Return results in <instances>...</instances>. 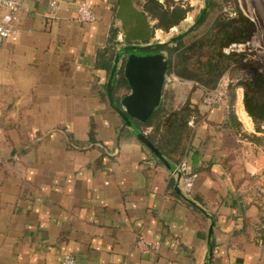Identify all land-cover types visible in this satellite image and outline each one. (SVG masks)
<instances>
[{
  "label": "crops",
  "instance_id": "obj_1",
  "mask_svg": "<svg viewBox=\"0 0 264 264\" xmlns=\"http://www.w3.org/2000/svg\"><path fill=\"white\" fill-rule=\"evenodd\" d=\"M22 2L19 37L0 48V264H264V148L242 88L234 125L223 100L166 75L160 114L198 109L179 162L163 155L197 173L186 194L105 93L121 47L163 41L144 0ZM79 2L94 22H78ZM123 59L115 102L130 91ZM140 234L157 249L137 247Z\"/></svg>",
  "mask_w": 264,
  "mask_h": 264
},
{
  "label": "trees",
  "instance_id": "obj_2",
  "mask_svg": "<svg viewBox=\"0 0 264 264\" xmlns=\"http://www.w3.org/2000/svg\"><path fill=\"white\" fill-rule=\"evenodd\" d=\"M234 8L235 17L219 18L207 32L188 44L164 45L155 50L166 51L168 60L167 74H174L179 79L193 81L198 87L213 89L227 67L234 63L237 68L247 67L244 62V52H225L232 43H248L255 32L254 22L243 15L236 0H230ZM159 0H144L142 7L145 12L156 20V28L169 31L182 21L189 7H183L181 0L166 4ZM222 17V16H220ZM158 31V30H157ZM159 33V31H158ZM122 76L118 84L125 83ZM243 88V104L246 113L251 117L257 133L251 140L264 147V74L258 70H251L246 77L230 86L227 105L228 119L232 124L239 125L234 112L235 88ZM198 116V109L189 100L178 109L160 114L159 107L152 118L145 123L136 122L142 131L150 127L146 134L148 139L173 162H179L182 157L191 127L188 121Z\"/></svg>",
  "mask_w": 264,
  "mask_h": 264
},
{
  "label": "water",
  "instance_id": "obj_3",
  "mask_svg": "<svg viewBox=\"0 0 264 264\" xmlns=\"http://www.w3.org/2000/svg\"><path fill=\"white\" fill-rule=\"evenodd\" d=\"M213 0H208L207 4L195 21L183 32L171 37L167 41L156 42L145 45L127 44L121 47L113 61L106 83L105 93L112 109L119 115L122 121V129L127 127L133 136L144 145L155 157L159 159L168 169L176 171V167L164 158L162 152L138 129L136 122L145 123L150 120L160 106L162 91L168 70V60L164 53L155 50L164 45H171L190 34L203 21L207 10L212 5ZM123 56V77L128 94L122 95L118 102L113 97V81L118 70L120 57ZM180 173L177 174V181ZM178 185V184H177ZM177 192L182 196L181 189L177 186ZM209 235H212V224L209 228Z\"/></svg>",
  "mask_w": 264,
  "mask_h": 264
},
{
  "label": "rangeland",
  "instance_id": "obj_4",
  "mask_svg": "<svg viewBox=\"0 0 264 264\" xmlns=\"http://www.w3.org/2000/svg\"><path fill=\"white\" fill-rule=\"evenodd\" d=\"M160 2H165V0H159ZM172 1L178 0H167L166 4H172ZM183 7H189V11L186 13L185 18L179 22L175 27L171 28L169 31H165L163 41H167L171 37L185 31L196 19L202 8L207 4L208 0H181ZM237 5L243 15L251 19L255 24V32L251 40L245 44L232 43V50L229 46L225 49V52H244V62L247 63L245 68H237V66L232 63L230 64L226 71L223 73L222 77L219 79L217 85L213 88H217L219 84H223L225 87V96L223 101L227 103L230 95V86L236 84L238 81L243 80L246 77V73L251 70H258L264 74V0H236ZM230 0H213L212 5L207 10L203 21L198 27H196L190 34L181 39L179 43L188 44L191 41L198 38L200 35L207 32L212 26L218 21L219 18L224 17H235L234 8L232 7ZM222 16V17H220ZM161 41V40H160ZM175 45V43L171 44ZM229 49V50H228ZM166 56V51H162ZM168 76H175L174 74H167ZM176 77V76H175ZM176 83L180 86H184L183 79L176 77ZM189 81V80H188ZM193 82V81H192ZM194 83V82H193ZM195 84V83H194ZM196 87H198L195 84ZM203 89V96L205 93L213 89H208L201 87ZM242 87L235 88V98L236 90ZM243 90V88H242ZM259 135H262L259 133ZM264 148V147H263Z\"/></svg>",
  "mask_w": 264,
  "mask_h": 264
},
{
  "label": "built area",
  "instance_id": "obj_5",
  "mask_svg": "<svg viewBox=\"0 0 264 264\" xmlns=\"http://www.w3.org/2000/svg\"><path fill=\"white\" fill-rule=\"evenodd\" d=\"M22 5V0H0V10L2 11L0 13V48L5 43L15 42L18 39L20 34L18 14L22 9ZM50 5L52 7L56 6L54 2H51ZM76 18L80 23H89L96 20V15L85 2H79L76 6ZM229 49L232 50V45L229 46ZM224 96L225 87L223 84H219L217 88L204 94L202 102L208 106H214L217 105ZM173 173L176 177L177 174L180 173L178 185H180L184 193L187 194L191 190L197 173L187 172L182 162L176 166V171ZM136 245L141 249H157L158 247L157 243L150 242L141 234L136 238ZM60 264H76V261L72 256L66 255L63 257Z\"/></svg>",
  "mask_w": 264,
  "mask_h": 264
},
{
  "label": "bare ground",
  "instance_id": "obj_6",
  "mask_svg": "<svg viewBox=\"0 0 264 264\" xmlns=\"http://www.w3.org/2000/svg\"><path fill=\"white\" fill-rule=\"evenodd\" d=\"M176 81V80H175Z\"/></svg>",
  "mask_w": 264,
  "mask_h": 264
}]
</instances>
